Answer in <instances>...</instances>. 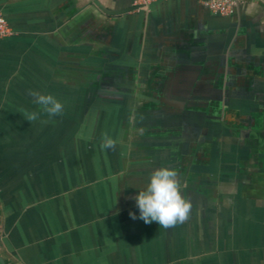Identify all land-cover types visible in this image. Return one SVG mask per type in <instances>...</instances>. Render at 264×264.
I'll return each instance as SVG.
<instances>
[{
	"label": "crops",
	"instance_id": "obj_1",
	"mask_svg": "<svg viewBox=\"0 0 264 264\" xmlns=\"http://www.w3.org/2000/svg\"><path fill=\"white\" fill-rule=\"evenodd\" d=\"M204 1L152 0L132 21L91 0H0L13 31L0 38V264H264V0H233L231 17ZM184 71L204 79L174 80L165 105L157 75ZM208 106L230 108L232 137L208 134ZM105 134L115 150L101 148ZM221 138L215 153L200 145ZM231 149L244 158L236 181L223 175ZM162 167L191 203L168 229L139 219L133 199Z\"/></svg>",
	"mask_w": 264,
	"mask_h": 264
},
{
	"label": "clouds",
	"instance_id": "obj_2",
	"mask_svg": "<svg viewBox=\"0 0 264 264\" xmlns=\"http://www.w3.org/2000/svg\"><path fill=\"white\" fill-rule=\"evenodd\" d=\"M30 95L34 98L33 102L49 117L62 114L64 106L54 96L35 91L30 92ZM23 112L29 122L35 121L39 115L38 112ZM115 146L116 142L105 134L101 148L115 150ZM133 199L139 209V219L145 224L156 222L159 228L168 229L184 223L191 211V203L181 194L177 172L166 167L153 171L146 188L140 190ZM129 215L132 219H137L135 214Z\"/></svg>",
	"mask_w": 264,
	"mask_h": 264
},
{
	"label": "flooded vegetation",
	"instance_id": "obj_3",
	"mask_svg": "<svg viewBox=\"0 0 264 264\" xmlns=\"http://www.w3.org/2000/svg\"><path fill=\"white\" fill-rule=\"evenodd\" d=\"M115 1V5L113 7H110V5H104L106 8L108 9H113V10H125L127 8H130V7H134V6H142L140 5V0H114ZM102 5L103 3L100 2ZM121 3V4H119ZM140 11L142 10H134L132 12H129L125 15H122V16H129L130 20H136V13H140ZM103 13V12H101ZM104 14V13H103ZM105 16L106 18H113V16H109V15H103ZM122 16H119L122 17ZM223 16V15H221ZM130 78V77H129ZM129 81V79H128ZM133 83V84H132ZM134 83L135 82H127V84L130 85V87H134ZM138 83H139V79H138ZM134 90V89H133ZM134 92L135 94H137L136 91H132L131 89L129 90L128 92V98H126V95H124V98L123 101H122V106H121V116L119 117L118 119V123H117V129L119 130H126L125 129V125L126 124H123L125 123L127 117L130 116V118H132V113H130V110L129 108L130 107H134V104L136 103L135 102V95H134ZM226 96H228V93L227 91L225 92L224 94V102H225V99H226ZM224 105V104H223ZM188 104H185V106L183 107L182 109V113L181 115L185 116V114L187 113V109H188ZM123 113V114H122ZM230 113V108L228 107H225V106H208L207 107V114H206V118H205V124L207 126V131L209 132L208 134L211 135V134H216L218 133L217 130L219 129V126L221 125V131H222V135H225V136H228V137H232L234 132L236 131V126L234 124H232V118L231 115L229 114ZM129 114V115H128ZM124 119V120H123ZM124 121V122H123ZM184 123L185 122H182V128L180 127H177L178 130H176L180 135H183L184 134ZM124 125V126H123ZM247 125V124H246ZM238 128H241V126L239 125ZM210 131H211V134H210ZM240 132L239 134H241V131H238ZM223 137V136H222ZM231 139V138H229ZM223 141V138L219 139V141H215L212 139H210V141L206 140L205 142L201 143L200 145L202 147H204L205 149L204 150H209L211 152L216 151V146H218L220 144V142ZM233 151L232 149L230 151H228L227 154H225L226 156V161L229 163L228 164V169L227 171H224L223 172V175H226V176H233L235 181L241 177L244 173L242 171V169L240 168V166H244L243 164V156H241L239 154V152L237 153H233L231 152ZM214 166V165H213ZM264 171V170H263ZM241 175V176H240ZM263 175V174H262ZM237 194V192H236Z\"/></svg>",
	"mask_w": 264,
	"mask_h": 264
},
{
	"label": "water",
	"instance_id": "obj_4",
	"mask_svg": "<svg viewBox=\"0 0 264 264\" xmlns=\"http://www.w3.org/2000/svg\"><path fill=\"white\" fill-rule=\"evenodd\" d=\"M97 7L98 9L103 12L105 15H109V16H113V17H119V16H122V15H125L129 12H132L134 10H146L148 9L149 7L148 6H134V7H130V8H127L125 10H113V9H108L106 8L104 5H102L100 3L99 0H91ZM205 9L209 12L208 8L205 6ZM211 13V12H209ZM212 15H214V17H218V16H221L217 13H213ZM232 16V13L230 15H227V16H224V17H231ZM179 46H182V44H180ZM232 50V49H231ZM230 60L231 61V58H230V53L228 55V58L226 59H223V63L224 64H227V61ZM212 63V60L211 59H207V64H210ZM173 68V67H172ZM185 67H182V66H179L178 69H182ZM206 76V75H204ZM220 76H222L221 74H218V78H220ZM146 77L147 78H151V76H149L148 74H146ZM200 77V80L202 79V75L199 74L197 71H194V72H178V73H161L159 75H157V78L160 79V84L163 85V91H164V94L159 98L161 100H163L164 104L166 105L167 102L169 99V95H168V92L170 91V86H171V83L175 82L174 80L176 79H179V81L177 82L179 85H182V87L184 85H189V84H195L197 82V80L199 79ZM206 78V77H205ZM214 80L217 79V76L213 77ZM229 78V77H228ZM204 79V78H203ZM202 79V80H203ZM177 93H178V96H175L177 97V104L179 105L178 108H180V110L185 106V104H187V97L189 95V93L187 92L186 88L184 90H177ZM205 108V107H204ZM207 112V111H206ZM163 117H165V113H163ZM167 114V113H166ZM195 116H198L196 114H194ZM240 168H242V166H240Z\"/></svg>",
	"mask_w": 264,
	"mask_h": 264
},
{
	"label": "built area",
	"instance_id": "obj_5",
	"mask_svg": "<svg viewBox=\"0 0 264 264\" xmlns=\"http://www.w3.org/2000/svg\"><path fill=\"white\" fill-rule=\"evenodd\" d=\"M152 0H140V5L147 6ZM233 0H205L204 5L209 11L219 15L227 16L233 12ZM13 35L12 29L9 27L6 19L0 15V38Z\"/></svg>",
	"mask_w": 264,
	"mask_h": 264
}]
</instances>
